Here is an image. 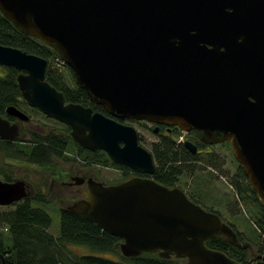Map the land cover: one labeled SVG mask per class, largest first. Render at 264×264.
<instances>
[{"label":"water","instance_id":"obj_1","mask_svg":"<svg viewBox=\"0 0 264 264\" xmlns=\"http://www.w3.org/2000/svg\"><path fill=\"white\" fill-rule=\"evenodd\" d=\"M0 13L51 47L105 113L65 103L45 79L46 59L0 45V66L18 72L26 104L67 125L83 149L102 150L146 175L109 185L88 179L83 197L65 209L122 239L126 258L147 252L182 264H244L206 246L214 237L249 244L181 188L154 180L150 152L119 120L174 125L206 144L228 142L264 205V0H0ZM5 113L30 120L12 105ZM19 136V124L0 116V139ZM183 145L197 150L189 140ZM26 189L23 179H0V206L25 199ZM247 264H264V255Z\"/></svg>","mask_w":264,"mask_h":264},{"label":"trees","instance_id":"obj_2","mask_svg":"<svg viewBox=\"0 0 264 264\" xmlns=\"http://www.w3.org/2000/svg\"><path fill=\"white\" fill-rule=\"evenodd\" d=\"M0 45L19 48L46 59L45 79L63 94L65 101L79 103L105 113L101 106L88 100L83 89L75 85L73 72L67 65L64 64L65 68L61 67V69L56 66L55 59L63 62L51 47L36 37L20 33L1 13ZM2 68L4 72L0 68V116L10 118L5 113L6 107L10 105L22 111L40 113L38 109L29 107L23 100L16 82L18 72L13 67ZM62 69L68 72L71 83L66 80ZM62 126L64 129L60 133H40L22 129L20 136L13 141L0 139V153L4 158L24 161L43 168L47 177L57 171V161L73 162L71 164L83 162L82 164L102 167L111 165L121 169L124 177L128 175L129 169L113 163L104 151H88L81 148L68 136V127ZM69 144L75 147L74 157L81 156V159L70 158L66 154ZM225 145L229 147L228 143ZM151 154L156 163L151 177L161 184L179 187L177 183L180 175L195 170L196 165L193 164L197 160V153H190L182 143H176L170 137L154 143ZM0 176L5 181L17 179L13 177L12 170H7L6 166L0 167ZM48 181V178H43L41 185L47 188ZM231 186L237 195L247 197L256 207V210L249 211V218L257 229L258 236L261 237L255 256L249 255L252 244L245 241L242 233L231 223L227 224L236 232L241 243L249 244L247 248L236 247L223 237L210 238L205 244L210 249L225 253L235 261L247 264L254 261L256 256L264 255V205L259 202L255 192L250 188L239 165ZM34 189L33 195L17 202L11 209L0 210V254L4 264H180V259L174 257L163 259L157 253L145 252L137 256L123 257L119 253L118 237L105 233L93 222L67 211L65 207L59 208L58 234H50L48 232L50 215L41 207L33 206V203L47 204L51 200L48 193H44L40 186H34ZM190 199L197 203L193 198ZM212 212L220 215L217 211ZM5 237L9 242L4 240ZM69 245L83 246L90 252L72 254ZM108 254H116L118 259L104 256Z\"/></svg>","mask_w":264,"mask_h":264},{"label":"rangeland","instance_id":"obj_3","mask_svg":"<svg viewBox=\"0 0 264 264\" xmlns=\"http://www.w3.org/2000/svg\"><path fill=\"white\" fill-rule=\"evenodd\" d=\"M63 73L66 75V80L71 83V78L69 77L68 72L64 70ZM24 111L30 116V122L22 125L23 130L25 131L60 133L62 132V129H64L62 123H58L53 119L45 117L41 112L32 113L29 110ZM125 124L131 125L137 130V133L141 136L139 143L151 154L152 145L159 141L157 135L152 133L145 123L137 124L127 120ZM169 137L178 143V141L181 142L182 140H185L186 133L179 132ZM199 148L201 152L197 153V160L194 161L193 164L196 165L195 170L189 173H182L178 179L177 185L180 188L185 189L189 198H193L206 210L217 211L224 222L231 223L240 233H242L244 240L249 241L252 244L251 249L249 250V255L254 257L257 245L261 241V237L258 236L257 229L249 218V211L256 210V207L247 197L237 195L231 186V181L238 170L239 164L233 158L229 147L222 143L218 145H210L208 147L202 145L201 147H198V149ZM75 151L74 145L69 144L66 149V154H68L70 158L81 159V156L74 157L76 154ZM152 159L155 165L156 163L153 156ZM57 163L58 165H63V172L65 171L64 176L61 179L67 180L68 175L71 174V169L74 170L72 166L76 167V163L71 164L73 162L62 161H57ZM82 163L83 162H79V164ZM4 166H6L7 170H12L13 177L24 179L32 186H40L43 178H48V180L51 178V176L47 177V173L39 166L16 159L4 158L0 153V167L2 168ZM92 167H94V165H92ZM93 170L102 181H106L107 183L118 182L123 178L120 169L111 165L106 167H95ZM0 179H2L1 176ZM58 181L61 180H55V187L53 190H50V194L52 195V191H59L60 189L61 194L64 195L62 198L68 201L67 198L69 199V195L74 196V188L65 189L57 184ZM66 192L69 195L66 194ZM53 198V203H33V206L41 207L50 215L51 223L48 227V232L52 235H57L59 232V208L65 206L67 203H60L58 198ZM11 207L12 206H0V210L11 209ZM4 240L9 242L7 237H5ZM68 247L72 254L76 255L87 254L90 252L89 249L83 246L69 245ZM104 256L118 259L116 254H108ZM182 262L183 261L180 260V264H182Z\"/></svg>","mask_w":264,"mask_h":264},{"label":"flooded vegetation","instance_id":"obj_4","mask_svg":"<svg viewBox=\"0 0 264 264\" xmlns=\"http://www.w3.org/2000/svg\"><path fill=\"white\" fill-rule=\"evenodd\" d=\"M55 64H56V66L57 67H59L60 69H61V67L62 68H65V66H64V63H61L60 61H58L57 59H55ZM2 67H4V66H0V68H1V70L4 72V68H2ZM73 76H74V74H73ZM74 82H75V79H74ZM73 84V83H72ZM75 85H76V83H75ZM73 86V85H72ZM77 86V85H76ZM88 97V96H87ZM65 100V99H64ZM88 100L90 101V99L88 98ZM90 102H92V101H90ZM65 103H69V102H67V101H65ZM72 103V102H71ZM93 103V102H92ZM93 104H95V103H93ZM97 105V104H96ZM84 106V105H83ZM87 107H89V106H87ZM91 108V107H90ZM37 109V108H36ZM92 109V108H91ZM92 111H98V110H93L92 109ZM40 112V111H39ZM100 112V111H99ZM28 115V114H27ZM44 115V114H43ZM8 116V115H7ZM45 116V115H44ZM3 117V116H2ZM10 118H7V117H5V118H7L10 122H16V123H18L19 124V127H20V134H21V131H22V129H23V126L22 125H25V124H27V123H29L30 122V120L29 121H27V122H21V121H17L14 117H11V116H9ZM45 117H47V116H45ZM49 118V117H48ZM50 119H52V118H50ZM54 120V119H53ZM121 120V119H120ZM119 120V121H120ZM55 121H57V120H55ZM127 120L125 119V120H121L120 122H122V123H124L125 124V122H126ZM129 121V120H128ZM58 123H59V121H57ZM131 122H135V123H137V124H139V123H145L147 126H148V129L149 130H151L152 131V133H154L155 135H157V137L159 138L158 140L160 141L162 138H167V137H169V136H171V135H173V134H177V133H179V132H184V131H182L181 129H179L178 127H176V126H174V125H170V124H165V123H153V122H148V121H145V120H133V121H131ZM61 123V122H60ZM62 125H64V126H66V127H68L67 125H65V124H63L62 123ZM64 128V127H63ZM63 130V129H62ZM137 131V130H136ZM184 133H186V132H184ZM67 134H68V136H70V128L68 127V131H67ZM24 136H25V134H23ZM137 135H138V143H139V139L141 138V136L137 133ZM71 137V136H70ZM72 139V138H71ZM2 140V139H1ZM73 140V139H72ZM186 140H189L190 142H192L193 144H195L196 145V147H197V150H196V152L195 153H199V152H201L200 151V148L198 149V147H201L202 145L205 147H208V146H210V145H218V144H206V143H204L202 140H200L199 139V137H197L194 133H186V138H185V140H182L181 142L180 141H178V143H182V145H183V142L184 141H186ZM13 141V140H12ZM222 144H226V143H228V142H221ZM221 143H219V144H221ZM77 144V143H76ZM140 144V143H139ZM229 144V143H228ZM141 145V144H140ZM142 146V145H141ZM183 147H184V145H183ZM82 148V147H81ZM185 148V147H184ZM187 149V148H186ZM188 150V149H187ZM88 151H90V150H88ZM96 151V150H95ZM189 151V150H188ZM191 153V152H190ZM195 153H193V154H195ZM107 155V154H106ZM63 165H57L56 167H57V171L54 173V174H52L51 175V178L49 179V181H48V185H47V188L45 187H43L42 185H40V187H41V190L44 192V193H48V191H49V193H48V195L51 193L50 192V190L52 189L53 190V188L55 187V180L57 179H59V180H61V181H58V183L57 184H59L60 186H62V187H64L65 189H68V188H74V190H73V192H74V196H71V195H69L67 192H66V194H68L70 197H69V199L67 198V200L68 201H66L65 199H63L62 198V196H64L63 194H61V192H60V189H59V191H52L53 192V194L51 195L50 194V196H48L49 198H50V203H53L52 202V200L54 199L53 197H55V198H58L59 200H60V203H67L65 206H63V207H65L66 208V206L67 205H69V204H71L72 202H74V201H76V200H78V199H80V198H82L83 197V195H82V191H84V190H87V180L88 179H92V180H94V181H97V182H101L102 184H104V185H109V184H116V183H119V182H121V181H123L124 179H126V178H128V177H131V176H134V175H139V176H146L144 173H137V172H135V171H133V170H131V169H129L128 170V175L127 176H125L124 177V175H123V171L120 169V171H121V174L123 175V178L120 180V181H118V182H114V183H107L106 181H102L98 176H97V173L96 172H94V170L93 169H95V167H102L101 165H96V166H94V167H92V166H89V165H86V164H78V163H76V167H74V166H72V168H74V170L73 169H71V174L70 175H68V179L67 180H63V179H61L63 176H64V172H63V170H64V168L62 167ZM123 166V165H122ZM152 176V175H151ZM17 179H19V178H17ZM24 180V179H23ZM25 181V180H24ZM77 181H80V182H77ZM43 182V179L41 180V183ZM25 183L27 184V189H26V191L28 192V196L27 197H29V196H31V195H33V193H35V189H34V186L35 185H30L27 181H25ZM40 183V184H41ZM180 188V187H179ZM58 189V188H57ZM184 192H185V189H182ZM187 191V190H186ZM188 192V191H187ZM186 193V192H185ZM188 196V195H187ZM10 206H13V205H10ZM120 239V238H119ZM122 241V239H120V241H119V244H120V242ZM119 244H118V247H119ZM250 248V247H249ZM261 256H263V255H261ZM260 255L259 256H256V258H255V260L254 261H256V260H258V259H260V257H261ZM181 261H182V259H180ZM253 262V261H252ZM251 263V262H250Z\"/></svg>","mask_w":264,"mask_h":264},{"label":"bare ground","instance_id":"obj_5","mask_svg":"<svg viewBox=\"0 0 264 264\" xmlns=\"http://www.w3.org/2000/svg\"><path fill=\"white\" fill-rule=\"evenodd\" d=\"M222 220V219H221ZM223 221V220H222Z\"/></svg>","mask_w":264,"mask_h":264}]
</instances>
